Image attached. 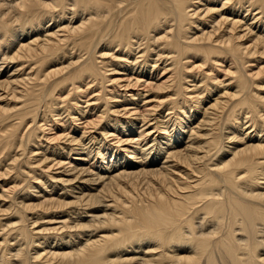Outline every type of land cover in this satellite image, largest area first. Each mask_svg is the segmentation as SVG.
Masks as SVG:
<instances>
[{
    "label": "bare ground",
    "instance_id": "1",
    "mask_svg": "<svg viewBox=\"0 0 264 264\" xmlns=\"http://www.w3.org/2000/svg\"><path fill=\"white\" fill-rule=\"evenodd\" d=\"M0 264H264V0H0Z\"/></svg>",
    "mask_w": 264,
    "mask_h": 264
}]
</instances>
